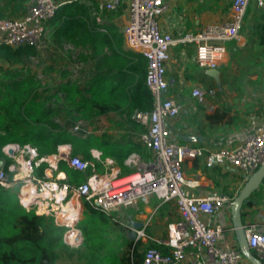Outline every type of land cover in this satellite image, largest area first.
<instances>
[{"label":"built area","instance_id":"obj_1","mask_svg":"<svg viewBox=\"0 0 264 264\" xmlns=\"http://www.w3.org/2000/svg\"><path fill=\"white\" fill-rule=\"evenodd\" d=\"M78 1L88 6L96 24H103L109 12L122 6L126 9L127 20L121 27L126 49L145 57V85L153 98L149 110H135L131 118L141 125L137 141L150 152L151 158L141 163L136 172L120 176L110 157L100 159L96 155L95 160L104 168V173H99L95 170L94 161L68 156L65 157L67 165L84 177L80 183L69 185L60 183L58 174H49L47 179L44 175L34 174L41 162L49 161L51 165L60 155L39 156L31 144L11 142L3 146L10 162L6 166L0 158V185L5 188L16 185L19 203L24 206L28 203V207L34 208L37 214L53 215L55 222L64 225L65 230L68 223L62 221L57 213L62 203L70 202L78 211L80 202H86L90 207L110 215L119 207L133 205L150 196L159 201H173L178 219L167 225L166 235L156 241L158 246L144 248L141 264H181L187 256L193 258L192 264H204L201 254L209 264H241L244 257L238 246L222 247L218 239L223 227L208 220L214 212L229 209L232 197L225 194L189 195L182 164L186 160L203 157L208 167L230 165L240 169L246 179L264 161V127L252 117L249 132L239 144L213 150L192 142L175 141L170 137L169 124L178 114L179 105L166 94V67L171 47L177 43H190L195 47V63L203 69H215L225 53V43L238 34L251 0H231L226 21L205 24L197 31H187L176 38L160 28V17L168 9L166 0ZM253 1L257 6L264 7V0ZM65 2L33 0L22 15L0 18V45L11 48L42 45L48 20ZM214 92L212 87L199 85L193 90V95L202 102ZM78 128L77 125L73 127L74 130ZM89 169L92 172L88 173ZM9 171L12 177H9ZM27 182L32 189L28 191L30 197L26 202L20 193ZM45 189L48 194H44ZM54 204L59 206L54 207ZM69 219L77 235L68 238L64 230L63 241L70 246L77 245L81 242V233L76 227L78 213L71 214ZM244 231L249 248L264 264V223L248 221L244 224ZM142 235V231H136L137 238Z\"/></svg>","mask_w":264,"mask_h":264},{"label":"trees","instance_id":"obj_2","mask_svg":"<svg viewBox=\"0 0 264 264\" xmlns=\"http://www.w3.org/2000/svg\"><path fill=\"white\" fill-rule=\"evenodd\" d=\"M63 1L66 2L57 7L47 26L54 39L66 40L79 47L78 54L83 61L92 60L93 73L89 77H83L79 84L75 76L81 68L78 69L77 65L74 67V75L71 67L59 70V77L67 79L62 80L55 88H47L50 95L43 99L47 100L51 96L54 101L46 104L32 93L18 102L17 97L34 86L35 79L22 77L18 71L11 69L4 71L6 79L0 86V158L6 166L9 164L10 158L3 150L7 142L20 145L29 143L37 149L39 156L57 154L59 145L69 144L70 156L81 155L83 159L94 161L95 170L101 173L104 170L102 164L90 152L98 143L99 148L96 149L100 151V159L111 156L123 167V160L130 150L105 152L106 148L96 135L81 127L73 131V126H70L79 120L90 123L96 116L109 115L123 104L126 117L139 125L131 118L132 114L135 110H149L153 101L151 92L145 85L146 59L141 54L122 48L123 37L116 27L98 32L96 22L85 3L78 0ZM29 2L33 0H0V18L23 14ZM254 28L259 42L264 44V11L260 12ZM35 49L31 46L11 48L0 45V60L17 64L22 57L34 55ZM70 74L73 77L69 78ZM8 112L18 113L21 118L27 119L28 129L19 133ZM60 112L63 113V121L56 123L52 120V115ZM222 116L223 114H219L220 118ZM207 118L213 119V116ZM131 143L138 152L143 147L140 142L141 145L133 141ZM46 167L48 162H41L36 171L43 176ZM71 169L66 159L59 158L53 172L64 171L69 174L74 170ZM75 174H78L76 170L72 176L76 177ZM81 179L77 175L74 181L78 184ZM17 191V186L5 188L0 185V264H141L144 249H139L142 244L140 241H116V249L108 248L105 251L104 246L108 243H104L105 238H97L87 229H83L86 251L80 253L77 263L71 262L74 251L63 241L65 226L57 224L53 215L37 214L34 208H26L19 203ZM82 204L85 219L90 225L94 226L97 221L103 226L107 225L106 214L90 207L86 202ZM250 204V200L244 202L242 209ZM124 243L131 246L130 253L119 249ZM64 257L68 260L60 261Z\"/></svg>","mask_w":264,"mask_h":264},{"label":"crops","instance_id":"obj_3","mask_svg":"<svg viewBox=\"0 0 264 264\" xmlns=\"http://www.w3.org/2000/svg\"><path fill=\"white\" fill-rule=\"evenodd\" d=\"M230 1L224 5L218 0L207 4L200 0H166L168 9L160 17V28L176 38L184 32L197 31L205 24L226 21ZM252 3H249L250 6L246 8L238 34L225 43V53L215 69H203L195 63L193 44L177 43L171 47L170 59L166 67L167 95L180 106L179 115H176L169 124L170 137L175 141L179 143L192 142L213 150L239 144L249 132L252 117L264 127V44L259 42L254 28L264 7L257 6L254 1ZM126 20L127 12L122 6L109 12L107 20L103 24H96V30L106 32L108 28L116 27L122 34L121 27ZM48 30L49 36L52 38L50 27ZM122 37V48L128 50L123 34ZM91 66L93 65L91 64ZM199 85L214 88V95L206 96L202 102L197 101L193 90ZM125 110L123 104L118 110L112 111V114L101 116V118H106L105 121L101 120L104 127H102V132H105V135L98 134V129L86 130L100 138L102 145L106 148L105 152L130 150L128 156L123 160V167H120L112 158L113 167L118 169L121 176L134 171L132 159L146 162L151 158L147 149L141 147L138 152L131 143V141L139 143L137 136L142 127L140 124L132 123L126 117ZM219 114H223V116L220 118ZM211 115L213 119L207 118ZM89 124H93V120ZM96 145V148H99L98 143ZM96 148L90 150L95 159L96 155L100 154ZM69 153V144H61L57 147V154L61 156L60 158L65 159L70 156ZM106 157L111 158V156ZM48 164L50 167L43 170V177L46 179L49 174L53 176L58 174L60 183L76 185L74 180L77 175L82 177L81 181L84 178L78 171V174H75L76 177L72 176L74 173L72 169L69 174L64 171L54 173L56 161L51 165L48 161ZM182 169L186 179V191L192 196L225 194L233 198L245 181V174L240 169L230 165L208 167L203 157L184 161ZM87 172H92V170L89 169ZM101 173H104V170ZM8 174L13 176L11 171ZM34 174L42 176L36 169ZM249 200L251 204L242 209L244 212L243 223L251 220L260 224L264 223V181L251 194ZM81 205L83 204L80 202L77 228L80 224ZM57 206L59 205L54 204V207ZM27 208L29 207L27 206ZM110 215L116 216L120 228L130 230V238L134 242L140 241L145 244V247L158 246L156 241L166 235L167 225L178 219L173 201H159L154 196L140 200L133 205L119 207ZM208 220L223 227L222 234L218 239L222 247L238 246L229 209L224 208L214 212L208 216ZM137 230L143 232L140 238L136 237ZM201 257L204 264H209L205 261L203 254ZM192 261L193 258L187 256L181 264H192ZM241 264L250 263L244 258Z\"/></svg>","mask_w":264,"mask_h":264},{"label":"rangeland","instance_id":"obj_4","mask_svg":"<svg viewBox=\"0 0 264 264\" xmlns=\"http://www.w3.org/2000/svg\"><path fill=\"white\" fill-rule=\"evenodd\" d=\"M204 1L206 4L207 3H213L214 0H200V2ZM219 3L222 4H227L229 0H218ZM253 0H251L249 3H252ZM32 2L27 3V6L25 8V11L28 9L29 6H31ZM248 5V7L250 6ZM22 15V13H21ZM14 16H20L19 14L17 15H12L10 17ZM36 52L34 55H29L26 57H22L19 63L17 64H9L6 63L2 60H0V86L3 80L6 78L3 76L4 71H8V69H11V71H18L22 77H27V78H32L35 79V85L31 86L28 90L24 91L22 94H20L17 97L18 102H22L25 100V97L30 95L31 93L37 97L39 101H43L46 104H51L53 103L54 99L53 97L50 96L49 99H43L44 97L50 95V91L47 90L48 87H56V85H59L62 80H65L67 78H60L58 75V71L61 69H68V67H71L73 75L75 74L74 72V67L77 65V68L80 69L81 71L76 73V79L77 83L80 84L82 82L83 77H89L93 73V68L91 67L92 60H85L83 61L82 58L79 57V50L80 48L77 46H74L73 43L66 41V40H59V39H54L53 37L50 38L49 36V30L48 26L46 27V35L44 37L42 45L35 47ZM69 78L73 77L68 75ZM66 76V77H68ZM71 80V79H70ZM66 81V80H65ZM73 81V80H72ZM168 94V91L166 92ZM179 111H180V106H179ZM179 111L178 114L179 115ZM115 113V112H113ZM112 114V113H110ZM109 114V115H110ZM8 115L13 123H15L19 133H23L28 129L27 125V119L21 118V116L18 113L15 112H8ZM104 116V115H102ZM63 117V113H54L52 115V120L56 123H61ZM101 120H106V118L102 117L101 115L96 116L93 119V124H89V121L85 122V120H79L75 123L79 128L84 130H91L93 129H98L97 131L98 134H103L105 135V132H102L103 124L101 123ZM75 125H71L70 127H74ZM93 125V127H92ZM105 126V125H104ZM72 127V130L74 131ZM103 127V128H102ZM102 135V136H103ZM81 157V156H79ZM82 158V157H81ZM143 163L141 161L133 159L132 162V168H134L133 172H136L139 168V165ZM82 210L80 214V224L78 225V228L81 233V242L77 245H67L69 246L70 250L74 251V254L72 258L70 259L71 262L77 263L78 257L80 256V253L83 251H86V247L83 244V240L85 237V233L83 229H87L91 234H94L97 238H105V242H108L104 247L105 251L110 248V249H116V241L123 242V241H129L131 238L130 236V230L127 228H120V224L117 221L116 216H111L107 215L108 218L106 220L107 225H102L100 222H95L94 226L90 225L86 219L85 215L82 212L84 209V204L81 205ZM104 247L101 249L103 251ZM145 248V244L142 243L139 245V249L142 250ZM119 249H123L124 251H128L129 253L131 252V246L126 245L125 243L119 247ZM68 258L64 257L61 258L60 261H66Z\"/></svg>","mask_w":264,"mask_h":264},{"label":"water","instance_id":"obj_5","mask_svg":"<svg viewBox=\"0 0 264 264\" xmlns=\"http://www.w3.org/2000/svg\"><path fill=\"white\" fill-rule=\"evenodd\" d=\"M8 152L10 153L11 150H9ZM263 181L264 161L246 177L241 189L229 201L230 217L233 229L235 231L238 248L241 251L243 257L250 264H263V262L254 255V253L248 246L242 219V205L244 202L249 200L251 194L263 183ZM25 206H28V203H25Z\"/></svg>","mask_w":264,"mask_h":264},{"label":"bare ground","instance_id":"obj_6","mask_svg":"<svg viewBox=\"0 0 264 264\" xmlns=\"http://www.w3.org/2000/svg\"><path fill=\"white\" fill-rule=\"evenodd\" d=\"M32 189V185L30 183H26L22 189H21V193L20 195L22 194V198H23V201H28L27 199L30 197L28 196V191ZM34 191V190H32ZM49 192L45 189L44 190V194H48ZM24 194V195H23ZM26 197V198H25ZM58 217L62 219V221L64 222H67L68 223V228L65 230V233H66V237L68 238H73L77 235V231L76 229L72 228L71 225H70V217H71V214L73 213H78L77 210L74 209L73 206L70 205V202L68 203H62L60 205V208L58 210Z\"/></svg>","mask_w":264,"mask_h":264}]
</instances>
